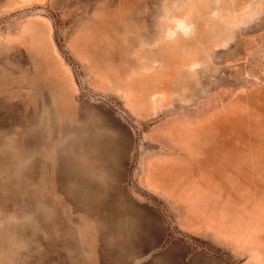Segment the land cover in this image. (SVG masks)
Listing matches in <instances>:
<instances>
[{"label":"rangeland","instance_id":"374dc122","mask_svg":"<svg viewBox=\"0 0 264 264\" xmlns=\"http://www.w3.org/2000/svg\"><path fill=\"white\" fill-rule=\"evenodd\" d=\"M248 262L264 0H0V264Z\"/></svg>","mask_w":264,"mask_h":264},{"label":"clouds","instance_id":"9594fccd","mask_svg":"<svg viewBox=\"0 0 264 264\" xmlns=\"http://www.w3.org/2000/svg\"><path fill=\"white\" fill-rule=\"evenodd\" d=\"M181 31H183V33L185 34V35H188L189 34V32H190V28H188V27H185V26H181V29H180ZM175 35V33H171L170 34V36H174Z\"/></svg>","mask_w":264,"mask_h":264},{"label":"crops","instance_id":"0c3cea01","mask_svg":"<svg viewBox=\"0 0 264 264\" xmlns=\"http://www.w3.org/2000/svg\"><path fill=\"white\" fill-rule=\"evenodd\" d=\"M166 251H168V250H166ZM168 253V252H167ZM249 264H252V263H250V262H248Z\"/></svg>","mask_w":264,"mask_h":264}]
</instances>
